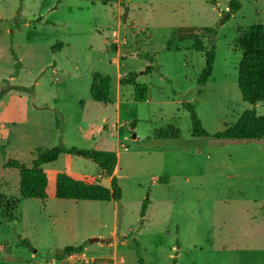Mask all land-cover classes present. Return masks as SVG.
Wrapping results in <instances>:
<instances>
[{"label":"rangeland","instance_id":"rangeland-1","mask_svg":"<svg viewBox=\"0 0 264 264\" xmlns=\"http://www.w3.org/2000/svg\"><path fill=\"white\" fill-rule=\"evenodd\" d=\"M238 1L123 0L118 27L102 0H0V264H49L82 243L73 264H264V142L214 139L245 109L264 115V102L241 97L236 45L264 24V0ZM211 48V76L198 86ZM128 73L148 86L146 100L119 84ZM97 74L111 79L105 103L91 97ZM183 102L207 136L192 135ZM168 124L178 139L152 138ZM56 145L115 151L120 199L55 197L58 172L109 187L77 154L42 165L46 199L21 197L17 165Z\"/></svg>","mask_w":264,"mask_h":264},{"label":"trees","instance_id":"trees-1","mask_svg":"<svg viewBox=\"0 0 264 264\" xmlns=\"http://www.w3.org/2000/svg\"><path fill=\"white\" fill-rule=\"evenodd\" d=\"M111 1V0H103ZM123 1V0H122ZM229 7L238 9L240 2L230 0ZM40 21L41 19H37ZM212 28H205L203 32L212 33ZM198 50H204L200 40H197ZM236 45L240 52V60L237 67V84L242 99L254 106L257 102H264V24L252 25L243 29L236 39ZM16 67L18 60L11 51ZM215 52L213 48L205 51L204 66L196 80L198 86H202L210 78L214 67ZM147 66L144 73L150 72ZM110 77L108 75H96L93 83L99 88L91 93V97L100 103L108 101ZM119 84H130L133 87L132 98L135 101H144L148 97V86L136 81L135 73H128L119 80ZM182 107L189 113L190 128L193 136L204 137L207 132L203 129L201 121L197 117L194 107L189 102H183ZM152 138L158 140H175L179 138V129L171 124L153 130ZM215 142H264V115H258L252 108L245 109L235 123L226 127L214 135ZM62 154H77L91 159L98 167L110 176L109 187H104L99 182H87L75 179L65 172H58L55 176L54 195L58 199L86 200V201H116L121 197V188L118 184L114 170L117 155L112 150L79 149L77 147H64L56 145L39 153L30 167L18 166V193L23 198L45 199L48 178L42 165L56 161ZM149 200L143 199L140 207V216L143 217L148 207ZM84 244L67 245L57 253V258L71 253L83 251ZM139 257L137 264H142ZM171 264H178L174 257Z\"/></svg>","mask_w":264,"mask_h":264},{"label":"crops","instance_id":"crops-1","mask_svg":"<svg viewBox=\"0 0 264 264\" xmlns=\"http://www.w3.org/2000/svg\"><path fill=\"white\" fill-rule=\"evenodd\" d=\"M121 1L122 0H111V1H105V2H103V0H102V4L103 5H108V6H110V8H111V10H113V17H114V19L113 20H115V25L116 26H118L119 27V23H120V16L122 15V10H121V7H123V4L121 3ZM127 1V0H126ZM114 32V31H113ZM111 38H112V33H111ZM110 38V39H111ZM106 40H109V38H105L104 39V44L106 43ZM113 47L116 49V48H118V45H113ZM112 61H114V63H119V60L117 59V55L115 56H113V58H112ZM102 171V170H101ZM66 173V172H65ZM114 174H116L115 173V170H114ZM69 175V174H68ZM71 176V175H70ZM47 198V197H46ZM45 198V199H46ZM44 200V199H43ZM82 255H83V251L82 252H80ZM76 255H77V253H75ZM84 256V255H83ZM91 260H88V259H86V263L85 264H87L88 262H90ZM114 264H116V263H114Z\"/></svg>","mask_w":264,"mask_h":264},{"label":"built area","instance_id":"built-area-1","mask_svg":"<svg viewBox=\"0 0 264 264\" xmlns=\"http://www.w3.org/2000/svg\"><path fill=\"white\" fill-rule=\"evenodd\" d=\"M73 254L71 253L69 255H64L61 258L53 259L49 264H73L72 263V258L74 256Z\"/></svg>","mask_w":264,"mask_h":264},{"label":"water","instance_id":"water-1","mask_svg":"<svg viewBox=\"0 0 264 264\" xmlns=\"http://www.w3.org/2000/svg\"><path fill=\"white\" fill-rule=\"evenodd\" d=\"M90 241H98V242L104 243V242L108 241V239H106V238H93Z\"/></svg>","mask_w":264,"mask_h":264}]
</instances>
